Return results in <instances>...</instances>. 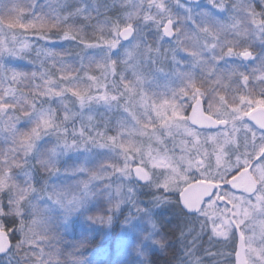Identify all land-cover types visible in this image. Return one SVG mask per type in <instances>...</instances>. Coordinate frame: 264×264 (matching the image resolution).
Returning <instances> with one entry per match:
<instances>
[{
	"label": "snow or ice",
	"instance_id": "6c2138e0",
	"mask_svg": "<svg viewBox=\"0 0 264 264\" xmlns=\"http://www.w3.org/2000/svg\"><path fill=\"white\" fill-rule=\"evenodd\" d=\"M76 216L264 264V0H0V264H87Z\"/></svg>",
	"mask_w": 264,
	"mask_h": 264
},
{
	"label": "trees",
	"instance_id": "16d2710c",
	"mask_svg": "<svg viewBox=\"0 0 264 264\" xmlns=\"http://www.w3.org/2000/svg\"><path fill=\"white\" fill-rule=\"evenodd\" d=\"M135 226L139 228L140 224L136 222ZM62 234L65 246L70 249L78 242H85L79 253L87 264H137L140 259L133 251L136 232L124 227L121 218L114 220L110 227H103L76 216L67 230L62 229Z\"/></svg>",
	"mask_w": 264,
	"mask_h": 264
},
{
	"label": "water",
	"instance_id": "95a60500",
	"mask_svg": "<svg viewBox=\"0 0 264 264\" xmlns=\"http://www.w3.org/2000/svg\"><path fill=\"white\" fill-rule=\"evenodd\" d=\"M240 184L238 187H245L251 182L250 176H245L244 174H241L240 176ZM208 185H199V184H190L186 186L183 189V192L185 194L186 202L190 206H196L199 202V200L203 197L204 194H206V188Z\"/></svg>",
	"mask_w": 264,
	"mask_h": 264
},
{
	"label": "rangeland",
	"instance_id": "374dc122",
	"mask_svg": "<svg viewBox=\"0 0 264 264\" xmlns=\"http://www.w3.org/2000/svg\"><path fill=\"white\" fill-rule=\"evenodd\" d=\"M164 216H165V217H168V214H167V213H165V214H164ZM137 224H140V222H139V221H137ZM67 248H68V247H67ZM68 250H71V249H70V248H68Z\"/></svg>",
	"mask_w": 264,
	"mask_h": 264
}]
</instances>
